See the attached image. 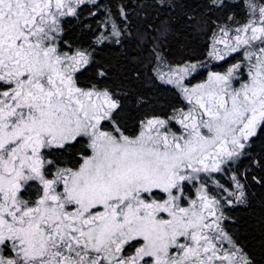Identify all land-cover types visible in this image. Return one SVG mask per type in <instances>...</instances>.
Segmentation results:
<instances>
[{"label": "snow or ice", "instance_id": "snow-or-ice-1", "mask_svg": "<svg viewBox=\"0 0 264 264\" xmlns=\"http://www.w3.org/2000/svg\"><path fill=\"white\" fill-rule=\"evenodd\" d=\"M0 264H264V0H0Z\"/></svg>", "mask_w": 264, "mask_h": 264}]
</instances>
